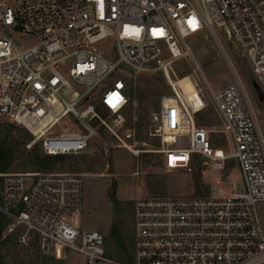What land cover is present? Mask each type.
I'll return each mask as SVG.
<instances>
[{
  "label": "built area",
  "instance_id": "1",
  "mask_svg": "<svg viewBox=\"0 0 264 264\" xmlns=\"http://www.w3.org/2000/svg\"><path fill=\"white\" fill-rule=\"evenodd\" d=\"M201 31L220 47L225 40L264 78V0H0V121L31 134L27 149L37 143L47 155L83 153L98 136L94 120L125 145L118 131L130 100L129 70L159 71L187 125L186 145L162 148L165 168H189L196 157L220 172L233 158L243 183L241 191L216 197L137 198L132 259L123 261L108 255L100 231L83 230L77 221L80 175L4 172L0 213L9 219V232L21 227L19 241L31 237L45 253H80L84 264H264V231L255 207L264 200L263 135L238 83L214 91L205 79L186 41ZM15 35L35 41L23 46ZM182 58L192 60V72L220 117L229 154H218L208 129L194 122L204 97L199 95L202 104L194 109L171 80Z\"/></svg>",
  "mask_w": 264,
  "mask_h": 264
},
{
  "label": "rangeland",
  "instance_id": "2",
  "mask_svg": "<svg viewBox=\"0 0 264 264\" xmlns=\"http://www.w3.org/2000/svg\"><path fill=\"white\" fill-rule=\"evenodd\" d=\"M14 39L23 46L35 41L32 36L26 35H15ZM186 41L214 91L222 90L229 84L240 85L243 94L255 109L256 120L264 139V100L257 99L251 84V74H254V71L248 63L239 58L229 43L223 40V47H220L206 31L190 35L186 37ZM99 45L105 46L107 58L113 59V50L107 42L101 41ZM193 68L192 60H178L174 70L176 78L172 76L171 80L178 81L177 91L189 99L195 109L202 104V100L189 77ZM120 72L126 74L123 70ZM253 77L258 80L264 92V78H258L256 75ZM128 84L132 99L124 111L125 126L118 131L128 146L104 131L92 139L83 153L66 155L65 160L57 163L51 171L78 174L82 177L83 206L77 221L83 230L100 231L105 236L108 255L122 260L132 253L133 211L137 198L208 195L216 197L241 191L243 188L240 172L233 158L227 160L225 168L220 172L198 164L196 158L190 162L189 168L167 170L164 166L161 141L164 140L165 147H169L172 141L177 145H186L187 125H184L183 131L179 126L171 131L162 129L163 138L159 125L165 123L164 114L177 113L180 120L185 112L180 109L172 87L159 71L130 75ZM207 98L204 96L205 105L194 114V122L208 129L213 148L222 149L229 154L231 142L221 131V120L213 103ZM155 113L158 119L153 117ZM140 124L142 128L138 129ZM128 131H131L132 136L125 138L124 134ZM31 170L34 169L26 165L25 156H22L14 161L7 172ZM195 180L206 185L201 193L195 192ZM255 207L264 231V200L257 201ZM112 224L117 227L119 241L109 235ZM21 232V227H16L10 232L6 227L3 230L0 236V240L5 239L0 245L3 264H84V256L80 253L73 254L68 249H49L50 251L45 253L36 247L31 237L27 243L19 241Z\"/></svg>",
  "mask_w": 264,
  "mask_h": 264
},
{
  "label": "trees",
  "instance_id": "3",
  "mask_svg": "<svg viewBox=\"0 0 264 264\" xmlns=\"http://www.w3.org/2000/svg\"><path fill=\"white\" fill-rule=\"evenodd\" d=\"M243 61L245 62V60ZM252 75L255 76L253 73L251 74V77L255 78ZM131 99H132V92L130 90V100L128 102V105L130 104ZM138 100L139 102H141L140 98ZM98 109L99 111L104 112L101 106H98ZM181 112L183 111L181 110ZM92 123L97 128L98 135L104 132L103 127H101V125H99L96 120L92 121ZM185 124H186V116L182 115L178 123L179 129L181 131H183ZM141 128L142 125L140 124L138 126V129ZM30 139H31V134L24 127L16 125L14 123H10L5 119L0 121V173L9 171L14 161L22 156H25V163L27 166H29L34 170H41L45 172H51L57 163H61L65 160L66 155L43 154L37 143L34 144L31 148L27 149L25 147V144ZM199 162L198 164L201 165V163ZM194 187L196 193H201V190L203 191V189L206 188V185L202 182H199V180L198 181L195 180ZM111 197L112 200H114L113 194L111 195ZM8 222L9 219L6 216H4L2 213H0V236ZM109 235L113 239L119 241L118 230L115 224L111 225ZM4 240L5 239L0 240V245L1 242ZM0 264H3L2 258H0Z\"/></svg>",
  "mask_w": 264,
  "mask_h": 264
},
{
  "label": "water",
  "instance_id": "4",
  "mask_svg": "<svg viewBox=\"0 0 264 264\" xmlns=\"http://www.w3.org/2000/svg\"><path fill=\"white\" fill-rule=\"evenodd\" d=\"M119 67H120V68H123V65L120 64ZM129 73H130V75H133V74H134V72H133L131 69L129 70ZM189 77L193 80L194 87H195V89L197 90V92H198V94L200 95V97H204V92H203L202 88L200 87V84H199V82L197 81L195 75H194L193 73H190V74H189ZM251 84H252L253 89H254L255 92H256L257 99H258L259 101H263V100H264V92H263V90H262L260 84L258 83V81H257L255 78H252V79H251Z\"/></svg>",
  "mask_w": 264,
  "mask_h": 264
},
{
  "label": "bare ground",
  "instance_id": "5",
  "mask_svg": "<svg viewBox=\"0 0 264 264\" xmlns=\"http://www.w3.org/2000/svg\"><path fill=\"white\" fill-rule=\"evenodd\" d=\"M163 116L165 117V123L162 124L161 129H166L168 131H171V130L177 128L178 122H179V114H177V113H166ZM216 150H217V153L220 154V149L217 148Z\"/></svg>",
  "mask_w": 264,
  "mask_h": 264
},
{
  "label": "crops",
  "instance_id": "6",
  "mask_svg": "<svg viewBox=\"0 0 264 264\" xmlns=\"http://www.w3.org/2000/svg\"><path fill=\"white\" fill-rule=\"evenodd\" d=\"M200 110V109H199ZM199 110H197V111H199ZM197 111H195L194 112V114L195 113H197ZM154 115H156V113L154 114ZM195 116V115H194ZM219 117V116H218ZM219 119H220V117H219ZM163 124V123H162ZM162 124L160 125L161 126V128H162ZM162 129H161V136H162ZM162 138H163V136H162ZM166 143H167V141H166ZM161 144H162V148L163 147H165L164 145H165V142H164V140L162 139V141H161ZM173 145H175V146H173ZM178 146H181V145H177V143H174V141H172V143H171V145L169 146V147H178ZM196 158V157H195ZM198 161H199V159L198 158H196ZM192 161V160H191ZM132 252H133V248H132ZM131 259H132V253H130L128 256H126V259H123V261H131ZM122 260V259H121Z\"/></svg>",
  "mask_w": 264,
  "mask_h": 264
}]
</instances>
